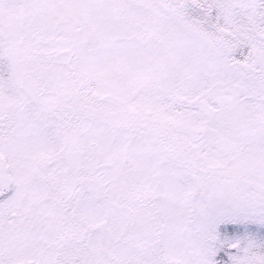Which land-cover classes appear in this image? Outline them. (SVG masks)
<instances>
[{"label": "snow or ice", "instance_id": "snow-or-ice-1", "mask_svg": "<svg viewBox=\"0 0 264 264\" xmlns=\"http://www.w3.org/2000/svg\"><path fill=\"white\" fill-rule=\"evenodd\" d=\"M0 264H264V0H0Z\"/></svg>", "mask_w": 264, "mask_h": 264}]
</instances>
